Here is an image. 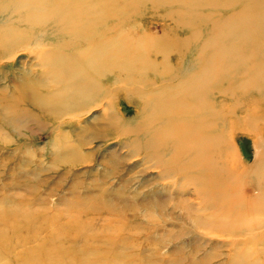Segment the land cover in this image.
<instances>
[{
  "label": "rangeland",
  "instance_id": "obj_1",
  "mask_svg": "<svg viewBox=\"0 0 264 264\" xmlns=\"http://www.w3.org/2000/svg\"><path fill=\"white\" fill-rule=\"evenodd\" d=\"M0 2V264H233L237 256L250 253L255 255H250L252 262L264 264V237L246 245L249 237L211 231L212 221L206 218L215 212L205 210L190 179L164 180V167L129 134L139 128L146 138L156 134L162 142L168 131L178 129L181 99L173 100L163 114L156 103L158 97L168 103L181 91L174 88L176 80L160 83L156 74L161 71L152 70L142 77L133 54L127 63L139 73L133 78L144 80V92L117 68L103 79L114 77L116 82H103V90L91 94L84 107L65 108L54 101L48 113L40 111L28 101L35 91L52 96L55 87L46 61L64 45L72 46L71 55L87 47L78 43L77 33L66 39L49 28L39 33V23H27L28 32L23 33L20 23L13 22L15 10ZM121 8L115 33L129 37L125 48L133 53L142 47L154 56L158 52L157 63L164 55L170 69L187 68V75L195 58L200 62L196 70L203 69L207 53L200 50L211 38L208 33L186 56L181 42L188 35L175 28L164 10L148 4L132 14ZM235 79L239 85L234 92L242 95L228 105L222 133H230V164L253 171L264 162V84L248 83L251 78L243 71ZM23 87L28 88L26 95ZM163 126L164 135L157 134L155 129ZM138 142L142 146L145 138ZM254 234L249 239L262 237L264 229Z\"/></svg>",
  "mask_w": 264,
  "mask_h": 264
},
{
  "label": "bare ground",
  "instance_id": "obj_2",
  "mask_svg": "<svg viewBox=\"0 0 264 264\" xmlns=\"http://www.w3.org/2000/svg\"><path fill=\"white\" fill-rule=\"evenodd\" d=\"M5 2L15 10L13 16L16 21L13 22L15 25L20 23L18 26L23 33L28 32V25L39 23L43 26L39 33L49 28L52 35L65 39L72 33H77L80 36L78 43L87 47L85 52L71 55L68 52L72 46L64 45L61 51H56L54 57L46 61L49 67L48 74L55 87L53 92L56 93L52 92V96L44 97L40 91H35L28 101L31 106L48 113L51 103L59 101L65 108L80 109L92 100L91 94L103 90L101 85L103 82V85L107 86L116 82L117 79L114 77L109 82L103 79L107 75L113 76L117 68L126 74L129 82H133L135 87L144 92L147 89L142 82L144 80L134 79L133 75L138 72L131 69L127 63L134 54V62L141 64V69L138 70L144 72L140 73L142 77L146 76L147 70L161 71L156 74L160 83H164V80H176L179 85L174 88H181L177 95L170 96L168 103L164 102V97H158L156 103L162 105L160 114L173 107L171 103L173 100L182 101L180 107L176 109L178 129L168 131L170 134L166 141L162 138L163 141L158 142L159 137L156 138V134L146 138L147 133L142 135L141 130L135 128L133 133H129L135 139V145L142 147L151 160L164 167V180L175 177L190 179L197 188V197L202 201L205 210L215 212L213 217L206 218L207 222L212 221L208 223L211 231L247 239L264 229V162L259 163L253 171H242L239 165L230 164L226 153L230 145V133L229 135L222 133L229 114L228 105L230 102L233 104L236 96L242 95L234 92V88L239 85L235 79L236 73L243 71L251 78L248 82L250 84L259 86L264 84V0H5ZM148 4L152 5L155 11L164 10L168 18L173 20L175 28L181 30L183 34L187 33L188 36L181 42V46L187 49L186 56H189L192 44L200 43L203 35L208 33L211 38L202 44L200 50L207 53L205 63L202 61L203 69L196 70L200 62L195 58L187 75L189 71L187 68L170 69L171 66L166 62L164 55L163 62L157 63L154 57L158 59L161 56L158 52L154 56L146 53L142 47L138 48L139 46L135 47L140 51L133 50V53L131 49L125 48L123 42L125 38L129 40V37L117 36L115 33V29L118 28L116 22L118 19L115 18L117 9L122 7V10L127 6L129 8L123 10L134 14V11ZM9 37L8 35L3 39L8 40ZM137 43L139 45V41ZM140 53V58H136ZM183 55L184 53L180 52V58H183ZM210 64L211 66H208ZM217 76L220 78L219 81ZM170 83L168 82L167 86ZM174 88L169 87L170 90ZM237 88L241 91L242 87ZM22 89L26 95L28 88ZM155 131L159 135L160 133L164 135V126L158 127ZM176 131L179 133H175ZM218 131L221 133H215ZM143 138L145 142L142 146L137 145ZM262 144L264 146V141ZM172 145L174 147L171 150ZM258 216L261 217L258 222L254 221L257 219H251L253 222L249 218ZM263 237L264 235L254 239L248 238L243 243L257 244ZM59 253L64 256L63 252ZM250 255L251 253L249 257L236 255L238 258L233 264H259L252 262L253 254Z\"/></svg>",
  "mask_w": 264,
  "mask_h": 264
}]
</instances>
